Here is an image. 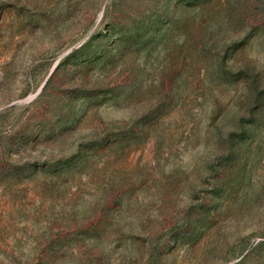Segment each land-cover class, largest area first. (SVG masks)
<instances>
[{
	"label": "rangeland",
	"instance_id": "rangeland-1",
	"mask_svg": "<svg viewBox=\"0 0 264 264\" xmlns=\"http://www.w3.org/2000/svg\"><path fill=\"white\" fill-rule=\"evenodd\" d=\"M0 264H264V0H0Z\"/></svg>",
	"mask_w": 264,
	"mask_h": 264
}]
</instances>
